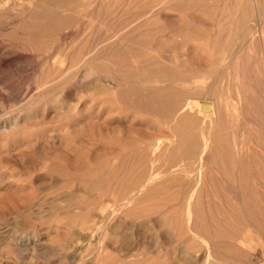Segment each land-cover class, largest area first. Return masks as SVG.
Listing matches in <instances>:
<instances>
[{
  "label": "rangeland",
  "instance_id": "rangeland-1",
  "mask_svg": "<svg viewBox=\"0 0 264 264\" xmlns=\"http://www.w3.org/2000/svg\"><path fill=\"white\" fill-rule=\"evenodd\" d=\"M156 1L0 0V264H264V0ZM243 1L255 28L259 23L248 44L235 52L208 47L217 32L229 36ZM120 18L128 31L115 29ZM106 28L140 36L99 44L112 35ZM155 40L166 48L157 50ZM173 53L188 67L201 66L188 96L216 103L219 113H209L213 124L203 128L213 137L195 148L190 178L162 177V161L158 176L138 182L171 188L138 192L127 206L118 200L128 192L108 191L107 173L91 175L85 154L117 147L127 131L144 160L152 151L145 133L163 139L156 154L166 149L165 138H187L191 126L172 135L167 128L185 114L166 119L130 108L149 99L133 87H164L157 83L163 76L146 70ZM215 65L228 66V75L204 96ZM190 109L188 117L205 125L201 118L213 107ZM151 168L156 164H137ZM189 181L195 185L181 192ZM186 203L197 206L196 215Z\"/></svg>",
  "mask_w": 264,
  "mask_h": 264
},
{
  "label": "bare ground",
  "instance_id": "bare-ground-1",
  "mask_svg": "<svg viewBox=\"0 0 264 264\" xmlns=\"http://www.w3.org/2000/svg\"><path fill=\"white\" fill-rule=\"evenodd\" d=\"M153 1L155 4L156 0H153ZM147 2H148V0H147ZM149 2H152V1H149ZM156 2H158V1H156ZM168 2H170V1H168ZM74 3L75 4H81L82 0H74ZM170 3H172V2H170ZM168 5H170V4L168 3ZM134 6H136V8H138V9L140 7L139 5L137 7V5H135V4L133 5V7ZM152 7H154V6H151V8ZM155 7L153 9H156ZM133 9L135 10V8H133ZM153 9H151V10H153ZM115 10H114V13H116ZM117 10L119 11L121 9H117ZM136 11H138L139 16L142 15V14H140L139 10L136 9ZM119 14H124V13L119 12ZM145 14H147V13L145 12L144 15ZM251 17L252 16H251L250 11H249V5L247 2L243 1V8L241 9L240 14L231 23V30H230L229 36L226 39H223L222 38L223 30L217 32L214 39L208 44V47H210L211 49H219V51H221V50L227 51L226 49H229V50L232 49V51H230V52H235L239 48H241L242 46L247 45L248 44L247 41H249V39H251L250 36L254 35L257 31V28H259V23H258V27L255 28V26H254L255 24L253 23ZM116 19L113 18L112 20L114 21ZM121 20L125 21L124 19H121ZM113 21H111L112 24L114 23ZM116 21H118V20H116ZM119 22H121V21H119ZM124 23H126V21L122 22L121 24L120 23L117 24L116 22L114 23L115 29H117L118 33H119V31L120 32H122V30L124 31L125 30L124 28L127 29V27ZM116 24H117V26H116ZM111 27H114V26L112 25ZM115 29L111 28V30H115ZM105 31H107V28L105 29ZM105 31L103 30V32H105ZM127 31H128V29H127ZM107 32H109L110 34L114 33V31L111 33L109 30ZM118 33L112 34L111 37L107 38L106 40L101 41L99 44H103L106 42L111 43L113 41H115V43H117L119 41V44L121 46L122 42L120 40L123 39V41L126 40V42H128L127 40H130V41H132V39L136 40L134 38L140 36L136 32H133V31L127 32L125 34L124 33L118 34ZM134 33L137 34L136 37L134 36L135 35ZM121 35H122V37H121ZM170 38H171L170 36L167 37L168 40ZM245 39H247V41H244ZM85 44H87V42ZM90 44L92 45L91 42H90ZM88 45L89 44H87V46ZM153 45H155V47H157V50L166 48L164 41H156L155 40ZM91 49H94V48H91ZM77 51L79 52V50H77ZM91 52H93V51H91ZM160 52L163 53V51H161V50H160ZM79 55H81V54H79ZM89 55H91V53ZM82 56H83V54H82ZM90 58H92V56H90ZM90 58H89V60H90ZM85 59H86V57H85ZM69 60H70V58H69ZM83 61H84V58H83ZM162 61L168 62L169 65L167 67H164L165 64ZM75 64H77V63H75ZM151 66L152 67L150 69L146 70V72L149 75L152 74L153 76H156V75L163 76L165 78V81L164 82L157 81V83H162L164 85V87L156 88V87L148 86L144 90L133 87L132 91H133V93H135L136 96H140L141 92L145 91L148 93L149 99L144 100L143 102L133 103V104H131L130 108L132 110H134L135 112L143 111L146 114H154L156 116H158L157 114H160V115L164 116V118H166V119H169L172 115L177 114V112H180L181 114H185L184 116H187V117H185L184 119L181 118L176 123H173V124H172V122L168 123V125H169L167 127L169 130L168 135H172L173 131L179 132L185 125L191 126V128L193 130L189 133V135H187V138L182 140V141L179 140L177 142H171L168 138H165L164 140L166 142H165V145H163L162 147H165L166 149L163 152L158 153V154H156L154 150L156 149V147H161L160 145L163 142L162 141L163 139H161L160 137H156L155 134L145 133L144 135H146L148 142L145 143L144 145L146 146L147 150H149V149L152 150L150 157L146 158L145 160L138 157L137 143L135 142L134 136L132 134L128 133L129 131H127V134L122 139V141L116 142L118 144L117 147L109 148L108 144H106L104 146L100 145V148H97V150L90 148L87 155L85 154V156L86 157L88 156V158L91 162L90 165L92 164L91 165L92 169L90 170L91 175H100L101 173H104V172L107 173L108 178L112 175L110 177L113 179L112 184H109L110 178L109 179L107 178V180H106V182H108V187H106L108 189V191L112 190L114 193L116 192L117 195L118 194L122 195V193L128 192L130 197L126 198L125 200H123L124 197H121V198H119L118 203L124 201V204H125V202H127V204L128 203L134 204V202L137 200L136 195L138 192L145 193V195H150L152 193L163 192V191L168 190V188H171L167 183H160V182L156 183V182H154L153 179L150 183H145L144 185H140L138 182V179L140 177L147 178V180H148V179L153 178V175L158 176V174L160 173L159 169L161 168V167L159 168L158 163L161 164L162 161H163V167H164L163 170L161 169L162 177L174 179L178 176H187L188 178H190L191 170H189L187 168H188V164L190 162H195V159L197 157V153L195 151V148H197V147L206 148L207 140H210L213 137L212 134H210V135L205 134L204 133L205 130L203 129L204 127H207V126L210 127L213 124V119H212V117H209L208 114L213 112L214 115L217 116V113H219V112H217L218 108H217L216 103L208 102L205 99H198L195 97L188 96V93H190L189 90L192 91L189 87V84H191V80H192V76H193L194 72H196V73L199 72L198 70L201 68L200 64L194 63L193 66L188 67V64L186 63V61L180 59L179 57L176 56L175 53H173V55H171L170 57H166V58L159 55L158 58L153 59V63L151 64ZM227 68H228V66H226V65L225 66H221V65L216 66L215 65L214 67L208 68L207 72H208V75H210V77L212 78V81L206 87H204L205 88L204 96L209 97V96H213L215 94V92L217 91V86H218L217 82L221 78L224 79L228 75V73L224 71V69H227ZM63 74L66 75L69 73L63 72ZM179 84L187 85L188 88L187 89L180 88V87H178ZM185 100H188V102ZM205 104H210V105L212 104V107H213V110L210 109V111L207 112L206 117L201 118L202 119L201 121L205 125L199 124V123H197L196 119H191L188 117L191 114L190 107L201 109ZM208 107H210V106H208ZM87 122H88V120H87ZM117 130H119V132H122L125 129H124V127L121 126V127H118ZM77 133H76V135H77ZM134 133L137 134V136H138V134H139V136L141 135L140 131L139 132L136 131ZM79 137H80V135H79ZM217 137H219V135L214 137L216 139V141H214V142H215V146L218 147V144H219L218 139L219 138H217ZM88 138H87V140H88ZM126 147L129 149V151H125L126 149H124V148H126ZM80 159H81V156H80ZM140 160H143L144 162L149 163V164L150 163H152L154 165L156 164L155 170L153 168H151V171L144 169V172H143V170H137V164H140ZM76 161L78 162L77 159H76ZM79 161H81V160H79ZM84 162H85V160H84ZM84 162L82 161L81 163L84 164ZM86 162H87V160H86ZM127 162H128V164H127ZM74 163H72L70 166L76 165ZM81 163H80V165L82 167L83 164H81ZM87 163L84 165L86 166ZM99 163H103V164L100 166ZM77 170H78V172H80V171L86 172V170H88V169H85V171H84V169L83 170L76 169V171ZM72 171H73V169H72ZM75 174H76V172H75ZM88 175H90V174H88ZM125 177H127V182H125L126 184L124 182H122V179ZM100 182H102V181H100ZM194 185H195V183H191L190 181L187 182L186 186H185V183H183L180 186V191L184 192V191H186V189H189V188L193 187ZM173 198H174V196H172L171 198H168L169 199L168 202L170 200H172ZM184 199H185V197L182 199L183 200L182 204L185 203ZM190 202H192V201H190ZM169 203H171V202H169ZM127 204H125V205H127ZM186 205L188 207L187 203H186ZM127 206H129V205H127ZM127 206H125V207H127ZM196 207L197 206L194 205L192 207H188V209L189 208H191V210L193 209L192 213H194V215H196V213H197ZM194 229L195 230L199 229L198 223L194 224Z\"/></svg>",
  "mask_w": 264,
  "mask_h": 264
}]
</instances>
